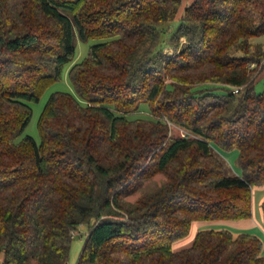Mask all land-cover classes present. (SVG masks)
Here are the masks:
<instances>
[{
  "label": "trees",
  "instance_id": "16d2710c",
  "mask_svg": "<svg viewBox=\"0 0 264 264\" xmlns=\"http://www.w3.org/2000/svg\"><path fill=\"white\" fill-rule=\"evenodd\" d=\"M181 3L0 0V264H66L83 224L76 264H264L258 236L225 228L172 249L195 222L250 218L264 185V0ZM76 38L100 41L68 71L79 99L52 93L39 142L16 141Z\"/></svg>",
  "mask_w": 264,
  "mask_h": 264
},
{
  "label": "rangeland",
  "instance_id": "374dc122",
  "mask_svg": "<svg viewBox=\"0 0 264 264\" xmlns=\"http://www.w3.org/2000/svg\"><path fill=\"white\" fill-rule=\"evenodd\" d=\"M191 1L192 0H182L181 6L179 8V13H181V15L184 12V8L187 7L191 3ZM63 12L66 13L65 11ZM178 23H179V20L177 19L169 23L171 30H175V28L178 26ZM250 41L252 43H260L264 45V35H261L258 37H252ZM98 42L100 41L93 40V39H90L87 41H81L78 38L75 39V51H74L72 60L63 67L61 78L58 81L52 83L50 86H48L37 101L28 102L29 106L31 107V117L27 125L25 126L23 132L16 139V141L20 140L22 137L27 135V136L32 137L36 143L39 142V134L37 130V120H38L39 114L44 104L46 103L48 97L52 93L66 92L74 96L76 99H79L68 79V71L73 64L80 62L86 56L90 45L98 43ZM253 87L256 92H262L264 90V69L255 78ZM148 116H150V113H149L147 106L145 104H141L139 109L136 112L129 114L128 118L129 119L147 118ZM170 132L172 135L179 134L181 136L182 132H185V131L175 126H171ZM215 152L224 159L226 165H228V167L233 172H235L238 169L235 163L236 152L234 151L223 152L217 148L215 149ZM161 179H162L161 175H156L152 180L146 183L144 190L150 191L154 189L156 185L159 184ZM138 196H139V193L129 196L127 200L130 202H133V200ZM251 196H254L256 203L259 202V199H261V197L262 198L264 197V185L253 186L251 188ZM257 207H259V205H257ZM87 230H88L87 225L83 224V225L78 226L77 231H75V233L73 234L71 244H70L69 256H68V260L66 264H76L77 258L80 254V251L86 239ZM196 230H197L196 227L193 225L186 237L172 244V249L178 250V249L188 247L191 244V238ZM263 240H264V237H263Z\"/></svg>",
  "mask_w": 264,
  "mask_h": 264
},
{
  "label": "crops",
  "instance_id": "0c3cea01",
  "mask_svg": "<svg viewBox=\"0 0 264 264\" xmlns=\"http://www.w3.org/2000/svg\"><path fill=\"white\" fill-rule=\"evenodd\" d=\"M236 152V151H234ZM235 174H239V170L237 169ZM259 199V202H255L254 196H251V217L248 219L243 220H237V221H215V222H195L192 224L196 227V231H198L200 228H213V229H219V228H225L229 231L233 232L234 234L240 233V232H247L254 234L258 236L261 239L262 242V254L264 255V222L262 220L261 216V210H260V203L262 201ZM259 205V207H257ZM191 226V227H192ZM191 229V228H190ZM195 231V232H196ZM194 232V234H195ZM193 234V236H194ZM193 236L191 238V242L193 239ZM0 263H1V257H0Z\"/></svg>",
  "mask_w": 264,
  "mask_h": 264
},
{
  "label": "built area",
  "instance_id": "2783aa9c",
  "mask_svg": "<svg viewBox=\"0 0 264 264\" xmlns=\"http://www.w3.org/2000/svg\"><path fill=\"white\" fill-rule=\"evenodd\" d=\"M260 65L264 66V61H261ZM254 66H255L254 64H250V68H253ZM239 90H240V88H238V87H233L232 88V91L234 93H237ZM169 126H170V124H169ZM185 134H186V132H182L181 136H185Z\"/></svg>",
  "mask_w": 264,
  "mask_h": 264
}]
</instances>
